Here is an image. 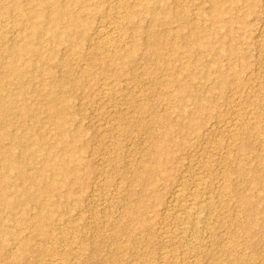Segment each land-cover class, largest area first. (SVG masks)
I'll use <instances>...</instances> for the list:
<instances>
[{
	"label": "rangeland",
	"instance_id": "1",
	"mask_svg": "<svg viewBox=\"0 0 264 264\" xmlns=\"http://www.w3.org/2000/svg\"><path fill=\"white\" fill-rule=\"evenodd\" d=\"M69 3L0 0V130L37 141L15 147L27 181L0 152V264H264V0Z\"/></svg>",
	"mask_w": 264,
	"mask_h": 264
},
{
	"label": "bare ground",
	"instance_id": "2",
	"mask_svg": "<svg viewBox=\"0 0 264 264\" xmlns=\"http://www.w3.org/2000/svg\"><path fill=\"white\" fill-rule=\"evenodd\" d=\"M43 1H45V0H43ZM72 1V3H73V0H71ZM121 1V0H120ZM220 1L221 0H215V3H220ZM50 3V2H49ZM72 3H69V4H71L72 5ZM55 4V3H54ZM59 4H60V2H59ZM41 5V4H40ZM69 6V5H68ZM125 7V6H124ZM70 8V7H69ZM68 9V8H67ZM68 11V10H67ZM71 11V10H70ZM52 12H54V11H52ZM61 13V12H60ZM64 13V12H63ZM42 14V13H41ZM56 14V16H57V13H55ZM72 14H73V12H72ZM77 14V13H76ZM35 15H37V12H36V14ZM49 15V14H48ZM79 15V14H78ZM40 16H42V15H40V13H39V15H38V17H40ZM55 16V15H54ZM61 16H64L63 14H61ZM60 16V17H61ZM74 16V15H73ZM34 17V16H33ZM58 17V16H57ZM35 18V17H34ZM33 18V19H34ZM59 18V17H58ZM62 18V17H61ZM47 19V18H46ZM51 19V18H50ZM82 19V18H81ZM101 20V19H100ZM121 20V19H120ZM59 21H61V20H59ZM67 21H69L68 19H67ZM55 22V21H54ZM64 22H65V20H64ZM5 23V22H4ZM3 24V23H2ZM58 23H57V21H56V25H57ZM63 24V23H62ZM66 24V23H65ZM64 24V25H65ZM81 24V20L79 19V16H78V18H77V16L76 17H73L72 19H71V21H69V23H68V26L69 27H73V26H77V27H79L78 25H80ZM198 24V23H197ZM110 25V24H109ZM55 26V25H54ZM66 26V25H65ZM83 26V25H82ZM81 26V27H82ZM104 27V25H101V27ZM106 26H108V25H106ZM105 26V27H106ZM1 27V26H0ZM49 26H47V28H48ZM100 27V28H101ZM104 27V28H105ZM30 28H31V34H36V33H42V31H44V29H45V27H44V24H43V21H38V22H34L33 21V23L31 24V26H30ZM46 28V29H47ZM103 28V31L107 28H105L104 29ZM114 30V29H113ZM46 31V30H45ZM100 33H98V34H101L102 33V29H100V30H98ZM109 31V30H108ZM74 32V31H73ZM105 32H107V30L105 31ZM105 32H103V33H105ZM110 32V31H109ZM44 33V32H43ZM15 34H16V32H15ZM108 34V33H107ZM104 35V34H103ZM194 37V36H193ZM53 38H55V37H53ZM38 47V46H37ZM2 49V48H1ZM21 51L22 52H26V53H30V54H33L34 52H36L37 51V49H36V47L33 45V43H31L29 40L27 41V43L22 47V49H21ZM33 56V55H32ZM126 62V61H125ZM13 65V64H12ZM12 65H10V66H12ZM14 66V65H13ZM9 72H11V73H13V75L15 74L16 76V80L17 81H21L20 79H21V74H22V72H20L19 70H17V69H15V68H12V67H9ZM225 75V74H224ZM222 80V79H221ZM1 82V81H0ZM64 82H66V80L64 81ZM220 81H218V84H220L219 83ZM222 82V81H221ZM2 83V82H1ZM5 83V82H4ZM4 83H2L1 85H0V87L2 86V85H4ZM14 83V82H13ZM223 83V82H222ZM19 84H22L20 87L22 88V89H24V88H26V85L24 84V83H22V82H20ZM67 84V83H66ZM190 84V83H189ZM9 85V84H8ZM60 86V85H59ZM62 86V85H61ZM60 86V87H61ZM65 86V85H64ZM180 87V86H179ZM4 88H6L5 86H3V88H0V89H3L4 90ZM62 88V87H61ZM18 89H20V88H18ZM21 89V90H22ZM29 89V88H28ZM67 89V88H66ZM182 89V88H181ZM184 89V88H183ZM3 90H2V92H3ZM100 90V89H99ZM1 91V90H0ZM18 91H20V90H18ZM65 91V89L62 91L63 93H65L64 92ZM187 91V90H186ZM24 92H26V90H24ZM58 92V91H57ZM59 92H61V91H59ZM68 92V91H67ZM47 93H49V92H47ZM19 94V93H18ZM52 94V93H51ZM51 94H50V96H51ZM54 94V93H53ZM56 94V93H55ZM58 94V93H57ZM62 94V93H61ZM66 94V93H65ZM20 95V94H19ZM183 95V94H182ZM5 96V95H4ZM4 96H2L1 94H0V120H3V118L5 117V115H7V114H3L2 113V111H8V109H10V107H12L13 105H15V103H16V100L14 101V100H12V99H10V98H8V97H4ZM193 96V95H192ZM195 96V95H194ZM12 97V96H11ZM17 97V96H16ZM58 97V96H57ZM63 97H66V96H63ZM186 97V96H185ZM187 97H189V96H187ZM19 98V97H18ZM52 98V97H51ZM54 98V97H53ZM56 98V97H55ZM60 98H61V96H60ZM50 99V98H49ZM200 100H202L201 98H200ZM20 101H22L21 100V98H20ZM25 101V100H24ZM52 101V100H51ZM60 101V100H59ZM184 101H185V99H184ZM203 101V100H202ZM202 101H200V102H202ZM178 102H179V100H178ZM199 102V103H200ZM61 103V102H60ZM59 103V104H60ZM187 104V103H186ZM202 104V103H201ZM22 105V104H21ZM179 105V104H178ZM177 105V106H178ZM205 105V104H204ZM20 106V105H19ZM23 106V105H22ZM62 106V105H61ZM73 106H75V104L73 105ZM18 107V106H17ZM60 107V106H59ZM59 107H56L55 105H53V106H51L50 107V109H51V112H52V114L53 115H56L58 118H59V120H60V123L59 124H64L65 122H66V120H64V119H66V118H63V116H61V111L60 110H62L61 109V107H60V109H59ZM186 107V106H185ZM4 108V110H2ZM19 108V107H18ZM26 108V107H25ZM14 109V108H13ZM29 109V108H28ZM72 109V108H71ZM2 110V111H1ZM15 110V109H14ZM13 110V111H14ZM22 110V109H21ZM5 111V112H6ZM20 112V108H19V110L17 109V112ZM65 111V110H64ZM67 111V110H66ZM178 112V111H177ZM8 113V112H7ZM21 113V112H20ZM31 114L30 113V111L29 112H27V114ZM179 113V112H178ZM196 113V112H195ZM198 113V112H197ZM39 114V113H38ZM52 114H51V116H52ZM65 114V113H64ZM67 114V113H66ZM9 115H10V113H9ZM9 115H7V116H9ZM11 115H13L12 114V112H11ZM21 117H26V113L24 112V113H21V114H19ZM19 115H18V117H19ZM32 115H34V114H31V116ZM40 115V114H39ZM71 115V114H70ZM169 115V114H168ZM193 115V114H192ZM50 116V115H49ZM56 116H54V117H56ZM65 117H67L66 115H64ZM165 116V115H164ZM195 116V115H194ZM14 117V116H13ZM13 117H12V119H13ZM53 116H52V118H54ZM160 117H162V115L160 116ZM180 117V116H179ZM68 118V117H67ZM159 118V117H158ZM164 118V117H163ZM193 118V117H192ZM8 119H10V118H8ZM22 119V118H21ZM33 119V118H32ZM5 120V119H4ZM4 120L2 121V122H4ZM6 121V120H5ZM15 121V120H14ZM20 121V120H19ZM25 121V120H24ZM28 121H31L29 118H28ZM33 121V120H32ZM36 121V120H35ZM245 121V120H244ZM10 122V121H9ZM16 122V121H15ZM15 122H13V123H15ZM26 122H27V120H26ZM34 122V121H33ZM5 123V122H4ZM7 123V122H6ZM13 123L11 124V125H13ZM18 123V122H17ZM37 123V122H36ZM36 123H35V126H37L36 125ZM8 124H10V123H8ZM8 124H4V125H8ZM40 124V123H39ZM179 124V126L182 124H180V123H178ZM227 124V123H226ZM4 125H1V126H4ZM19 125V124H18ZM33 125H34V123H33ZM175 125L176 126H178L177 125V123H175ZM225 125V124H224ZM0 126V127H1ZM24 126H26V125H24ZM40 126V125H39ZM38 126V127H39ZM119 126V125H118ZM168 126V125H167ZM169 126H170V123H169ZM189 126V125H188ZM27 128L29 127V126H26ZM42 127V126H41ZM93 127V126H92ZM231 127V126H230ZM10 128V127H9ZM8 128V129H9ZM27 128H26V130H27ZM180 128V127H179ZM2 129V128H1ZM3 129H6L5 128V126H4V128ZM11 129H13V127L11 126ZM16 129V128H15ZM14 129V130H15ZM29 129V128H28ZM17 130V129H16ZM181 130H183L182 128H181ZM23 131V130H22ZM24 131H25V129H24ZM33 131V130H32ZM31 131V127H30V132H32ZM156 131V130H155ZM12 131H6V130H0V140H2V139H4L5 141H3V142H6V140H9L14 146H10L8 149H0V152H1V155H3L4 154V159H3V161H2V166L3 167H1V168H4V170H6V172L8 171V175H9V172L10 173H13L14 172V174L15 175H17V177H19L20 179H24V180H26V179H31V177H30V173H29V171H28V169L30 168H25V166L26 165H24V164H21L20 163V161L18 160V158L15 156L16 154H15V147H17L16 145L17 144H21V146L22 145H25V148L27 147V150H25V151H27V153H26V155L27 156H32V155H35L34 153H36L35 151H34V148H35V146L37 147V141H36V143L35 142H32V140H34V138L31 140V138H30V140H27L28 139V137L26 136H18L17 134L15 135V133L16 132H14V134L13 133H11ZM29 132V131H28ZM27 132V133H28ZM29 132V133H30ZM34 132H35V130H34ZM110 132V131H109ZM183 132V131H182ZM23 133V132H22ZM37 133V132H36ZM36 133H34V135L36 134ZM180 133V132H179ZM106 134V133H105ZM188 134V133H187ZM24 135H26L25 133H24ZM29 135V134H28ZM33 134H31L30 136H32ZM39 135V134H38ZM61 135V134H60ZM64 135H65V133H64ZM66 136V135H65ZM72 136V135H71ZM164 136H165V134H164ZM36 137V136H35ZM58 138V137H57ZM56 138V139H57ZM67 138V137H66ZM75 138V137H74ZM35 139H37V138H35ZM42 139H44V138H42ZM64 139V138H63ZM8 141V142H9ZM67 142V141H66ZM72 142H73V140H72ZM1 143V142H0ZM38 143L40 144V142L38 141ZM54 143V142H53ZM4 144V143H3ZM9 144V143H8ZM173 144V143H172ZM171 144V145H172ZM2 145V144H1ZM0 145V146H1ZM41 145V144H40ZM55 145V144H54ZM53 145V146H54ZM66 145H67V143H66ZM68 145H69V142H68ZM162 145H163V143H162ZM70 146V145H69ZM68 146V147H69ZM20 147V146H19ZM18 147V150L20 149ZM55 147V146H54ZM87 148H88V146H86ZM110 147V146H109ZM167 147V146H166ZM42 149H43V146L41 147ZM70 148V147H69ZM38 149V148H37ZM46 149V148H45ZM50 149H51V147H50ZM49 149V150H50ZM16 150H17V148H16ZM21 150V149H20ZM67 150V149H66ZM24 151V152H25ZM37 151V150H36ZM42 151V150H41ZM46 151H47V149H46ZM75 151V150H74ZM4 152V153H3ZM21 152V151H20ZM38 152V151H37ZM43 152H44V150H43ZM48 152V151H47ZM67 152V151H66ZM41 153V152H40ZM20 154V153H19ZM23 154V153H22ZM53 154H54V152H53ZM66 154V153H65ZM57 155V154H56ZM21 156V155H20ZM36 156V155H35ZM38 156V155H37ZM40 157H41V155H39ZM47 156H49V155H47ZM52 156H54V155H52ZM34 157V156H33ZM2 158V157H1ZM35 158V157H34ZM37 158H39V157H37ZM73 158V157H72ZM160 158V157H159ZM239 158V157H238ZM244 158V157H243ZM156 159H158V157L156 158ZM30 160H31V158H30ZM35 160V159H34ZM43 160V159H42ZM83 160V159H82ZM33 162V161H32ZM39 162V161H38ZM43 162V161H42ZM82 162V161H81ZM25 163V162H24ZM44 163V162H43ZM156 163V162H155ZM27 164V163H26ZM30 164V163H29ZM77 164V163H76ZM107 164V163H106ZM158 164H160V163H158ZM164 164V163H163ZM43 165V164H42ZM59 165V164H58ZM62 165V166H61ZM61 165H59V167L61 168V170L64 172V173H67V170H66V167H65V165H64V163H62ZM206 165V164H205ZM1 166V165H0ZM70 166H71V164H70ZM153 166H154V164H153ZM27 167V166H26ZM75 167V166H74ZM79 167V166H78ZM151 167V166H150ZM244 167V166H243ZM31 168H33V167H31ZM77 168V167H76ZM154 168V167H153ZM153 168H152V170H153ZM157 168H159L158 166H157ZM245 168V167H244ZM71 169V168H70ZM83 169V168H82ZM3 170V171H4ZM34 170V169H33ZM73 170H74V168H73ZM81 170V169H80ZM151 170V169H150ZM242 170V169H241ZM240 170V171H241ZM32 171V170H31ZM49 171V170H48ZM47 171V172H48ZM71 172H73L72 170H71ZM157 172H160V171H156V172H154V173H157ZM243 172V171H242ZM245 172V171H244ZM254 172V171H253ZM150 173H151V171H150ZM161 173V172H160ZM246 173V172H245ZM152 174H153V172H152ZM152 174H149V171H148V175H152ZM260 174V173H259ZM36 175V174H35ZM60 175V174H59ZM153 175H156V174H153ZM191 175V174H190ZM255 175H256V173H255ZM6 175H2V176H0V212L3 210V209H1V207H2V205H4L3 203H5L4 202V198H7L8 197V190H10V189H8V188H10L8 185H7V183L8 182H6L5 181V179H6V177H5ZM10 176V175H9ZM31 176H33V174L31 175ZM248 176H249V174H248ZM252 176H254V175H252ZM263 176V175H262ZM4 177H5V179H4ZM37 177H38V175H37ZM56 177V176H55ZM61 177V176H60ZM66 177V176H65ZM96 177V176H95ZM154 177V176H153ZM202 177V176H201ZM245 177V176H244ZM254 177H256V176H254ZM253 177V178H254ZM261 177V176H260ZM7 178H8V176H7ZM36 178V177H35ZM57 179H59V177L57 178ZM79 179V178H78ZM154 179V178H153ZM245 179V178H244ZM243 179V180H244ZM256 179V178H255ZM255 179H253V180H255ZM261 179V178H260ZM44 180H46V179H44ZM61 180V179H60ZM60 180H58V181H60ZM249 180V179H248ZM258 180V179H257ZM27 181V180H26ZM25 181V182H26ZM63 181V180H62ZM245 181V180H244ZM250 181H252V178L250 179ZM5 182H6V184H5ZM36 182V181H35ZM38 182V181H37ZM36 182V183H37ZM43 182V181H42ZM200 182V181H199ZM246 182V181H245ZM256 182V181H255ZM259 182V181H258ZM12 183V182H11ZM75 183V182H74ZM198 183V182H197ZM202 183V182H201ZM260 183V182H259ZM15 184V183H14ZM14 184H13V187H17L16 185L14 186ZM37 185H38V183H37ZM40 185V184H39ZM41 185H43V184H41ZM60 185V184H59ZM77 185V184H76ZM95 185V184H94ZM46 186V185H45ZM45 186H44V188H45ZM182 186V185H181ZM117 187H118V185H117ZM180 187V186H179ZM196 187V186H195ZM198 187V186H197ZM43 188V189H44ZM143 189H144V187H142ZM182 188V187H181ZM226 188V187H225ZM14 189H16V188H14ZM30 188H28V190H29ZM147 189H148V187H147ZM146 189V190H147ZM197 189V188H196ZM23 190H25V189H23ZM180 190H182V189H179V191ZM195 190V189H194ZM203 190V189H202ZM47 192H48V190L47 191H45V193L47 194ZM94 192H96V191H94ZM145 192H147V191H145ZM154 192V191H153ZM182 192V191H181ZM180 192V193H181ZM141 193V192H140ZM179 193V194H180ZM25 194V193H24ZM35 194H37V193H35ZM152 193H150V195H151ZM179 194H177V195H179ZM189 194V193H188ZM194 194V193H193ZM210 194V193H209ZM31 195V194H30ZM39 195V194H38ZM67 195V194H66ZM91 195V194H90ZM204 195V194H203ZM47 196V195H46ZM51 196V195H50ZM93 196H94V193H93ZM92 196V197H93ZM117 196V195H116ZM147 196H149V195H147ZM192 196V195H191ZM201 196V195H200ZM39 197V196H38ZM91 197V196H90ZM189 197V196H188ZM195 197V196H194ZM193 197V200L187 205V206H183V207H185L184 208V211L183 212H185L183 215V217H185L191 224H192V227L193 226H195V224L193 225V220H195L196 221V219H195V216H196V214H199V213H197V209H199L198 208V203H200V202H197V198H194ZM251 197V196H250ZM36 198H37V196H36ZM40 198V197H39ZM39 198H37V199H39ZM45 198V197H44ZM185 198V197H184ZM240 198V197H239ZM52 199V198H51ZM95 199V198H94ZM241 199V198H240ZM252 199V198H251ZM36 200V199H35ZM45 200H46V198H45ZM178 200V199H177ZM188 200V199H187ZM243 200H244V198H243ZM100 201V200H99ZM242 201V200H241ZM22 202V201H21ZM49 202V201H48ZM93 202V201H92ZM101 202V201H100ZM140 202V201H139ZM16 203V202H15ZM95 203V202H94ZM138 203V202H137ZM185 203V202H184ZM183 203V204H184ZM23 204H25V203H23ZM29 204V203H28ZM27 204V205H28ZM74 204V203H73ZM187 204V203H186ZM185 204V205H186ZM206 204V203H205ZM42 205V204H41ZM44 205H45V203H44ZM47 205V204H46ZM137 205V207L140 209V211H141V206L139 207L138 206V204H136ZM140 205V204H139ZM179 205V204H178ZM201 205V204H200ZM246 205V204H245ZM17 206V205H16ZM15 206V207H16ZM22 206V205H21ZM175 206V205H174ZM242 206V205H241ZM248 206V205H247ZM13 207V206H12ZM182 207V208H183ZM96 208V207H95ZM132 208V207H131ZM136 208V207H135ZM177 208V207H176ZM179 208V207H178ZM242 208V207H241ZM247 208V211L249 210L248 209V207H246L245 206V208H243V210H245ZM250 208V207H249ZM7 209V208H6ZM13 209H15V208H13ZM26 209V208H25ZM133 209V208H132ZM40 210H41V208H40ZM135 210V209H134ZM180 210V209H179ZM182 210V209H181ZM242 210V211H243ZM251 210V209H250ZM253 210H255V208L253 209ZM253 210H252V213H253ZM133 211V210H132ZM136 211H137V208H136ZM139 211V213L141 214V212ZM246 211V210H245ZM244 211V212H245ZM182 212V211H181ZM182 212V213H183ZM129 213V212H128ZM138 212H137V214H139ZM24 214V213H23ZM132 214H133V212H132ZM134 214H135V212H134ZM179 214H181V213H179ZM246 214H248V213H246ZM245 214V215H246ZM32 215V214H31ZM136 215V214H135ZM209 215V214H208ZM39 216H40V214H39ZM249 216V215H248ZM247 216V217H248ZM251 216L253 217V214H251ZM255 216V215H254ZM40 217H42V216H40ZM40 217H38V218H40ZM136 217V216H135ZM137 217H138V215H137ZM140 217H141V215H140ZM182 217V218H183ZM207 217V216H206ZM46 218H47V215H46ZM133 218V217H132ZM246 218V217H245ZM254 218V217H253ZM253 218H250V220H252ZM44 219V218H43ZM135 219H138V218H135ZM40 219H38V221H39ZM144 218H143V221L142 222H144ZM207 220V219H206ZM246 220H247V218H246ZM254 220V219H253ZM37 221V220H36ZM43 221V220H42ZM179 221V220H178ZM255 221V220H254ZM23 222V221H22ZM68 222V221H67ZM187 222V221H186ZM250 222V221H249ZM41 223V222H40ZM137 223H138V221H137ZM140 223V222H139ZM145 223H146V221H145ZM189 223V224H190ZM196 223V222H195ZM248 223V222H247ZM36 224H37V222H36ZM38 224H39V222H38ZM37 224V225H38ZM45 224V223H44ZM144 224V223H143ZM250 224V223H249ZM34 225V224H33ZM42 225V224H41ZM47 225H48V223H47ZM43 226V225H42ZM61 226V225H60ZM208 226V225H207ZM248 226V225H247ZM250 226H252V224L250 225ZM249 226V227H250ZM37 227V226H36ZM47 227V226H46ZM241 227V226H240ZM248 227V228H249ZM255 227V226H254ZM195 228V227H194ZM193 229V228H192ZM1 230V229H0ZM40 230V228H38V231ZM49 230V229H48ZM58 230V229H57ZM252 230V229H251ZM45 231H47V230H45ZM245 231V230H244ZM247 231V230H246ZM249 231V230H248ZM1 232V231H0ZM44 232V231H43ZM49 232V231H48ZM55 232V231H54ZM251 232V231H250ZM249 232V233H250ZM39 233V232H38ZM47 233V232H46ZM177 233V232H176ZM186 233V232H185ZM167 234V233H166ZM187 234V233H186ZM27 236V235H26ZM187 237V236H186ZM177 238V237H176ZM49 239V238H48ZM23 241V240H22ZM24 241H26L25 240V238H24ZM25 243H27V241L25 242ZM30 244V243H29ZM17 245V244H16ZM29 246H31V245H29ZM25 248H27V246H25ZM24 249V248H23ZM29 249H31V248H29ZM65 249V248H64ZM195 249V248H194ZM25 251V250H24ZM27 251V250H26ZM31 251V250H30ZM23 253V252H22ZM25 253V252H24ZM185 253V252H184ZM4 255V254H3ZM6 257H7V255H6ZM18 257H20V255L18 256ZM26 257V256H25ZM30 258V257H29ZM3 259V258H2ZM11 259V258H10ZM6 261V260H5ZM28 261V260H27ZM5 264V263H4Z\"/></svg>",
	"mask_w": 264,
	"mask_h": 264
}]
</instances>
